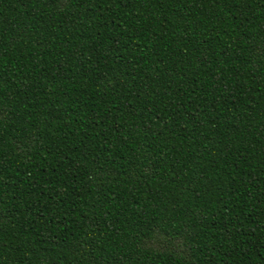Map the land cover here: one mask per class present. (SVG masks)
Wrapping results in <instances>:
<instances>
[{
	"label": "trees",
	"instance_id": "1",
	"mask_svg": "<svg viewBox=\"0 0 264 264\" xmlns=\"http://www.w3.org/2000/svg\"><path fill=\"white\" fill-rule=\"evenodd\" d=\"M0 264H264V0H0Z\"/></svg>",
	"mask_w": 264,
	"mask_h": 264
}]
</instances>
